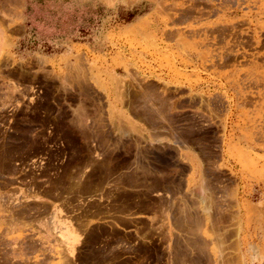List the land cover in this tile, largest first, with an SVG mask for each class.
I'll list each match as a JSON object with an SVG mask.
<instances>
[{
  "label": "rangeland",
  "instance_id": "374dc122",
  "mask_svg": "<svg viewBox=\"0 0 264 264\" xmlns=\"http://www.w3.org/2000/svg\"><path fill=\"white\" fill-rule=\"evenodd\" d=\"M70 1L0 0V264H264V0Z\"/></svg>",
  "mask_w": 264,
  "mask_h": 264
},
{
  "label": "crops",
  "instance_id": "0c3cea01",
  "mask_svg": "<svg viewBox=\"0 0 264 264\" xmlns=\"http://www.w3.org/2000/svg\"><path fill=\"white\" fill-rule=\"evenodd\" d=\"M68 8L72 9L73 23L80 25L82 29L90 28L94 21H98L99 28L97 33L98 42L92 44L90 41H72L71 48L78 46H93L98 47L95 49V54H103L105 52L104 43L101 45L103 38V30L106 28L107 23L116 22L119 19L118 12L122 11L131 12L134 17L130 24L123 25V27L129 29L139 25L141 21L149 17L151 13V5L148 1L136 0L131 2L130 0H72L69 2ZM99 10V11H97ZM102 30V32L100 31ZM90 37V35H88ZM86 38V37H84Z\"/></svg>",
  "mask_w": 264,
  "mask_h": 264
},
{
  "label": "bare ground",
  "instance_id": "6f19581e",
  "mask_svg": "<svg viewBox=\"0 0 264 264\" xmlns=\"http://www.w3.org/2000/svg\"><path fill=\"white\" fill-rule=\"evenodd\" d=\"M3 7V5H2ZM1 12V11H0ZM4 14V13H3ZM4 29V28H3ZM3 34H4V30H1V27H0V37H3ZM6 38V37H5ZM3 39V38H2ZM1 40V39H0ZM10 155V154H9ZM12 155V154H11ZM7 157V156H6ZM9 158V157H8ZM7 160V159H6ZM24 205V204H23ZM22 205V206H23ZM19 219V218H18ZM20 245V244H19ZM22 249V248H21ZM20 252V251H19ZM5 256H8L7 254ZM20 257V256H19ZM16 258V257H15ZM223 258V257H222ZM24 264V263H23Z\"/></svg>",
  "mask_w": 264,
  "mask_h": 264
}]
</instances>
